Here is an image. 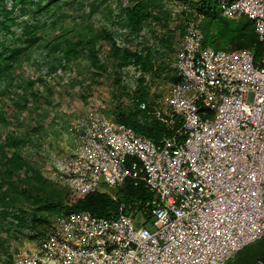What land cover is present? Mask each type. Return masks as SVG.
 <instances>
[{"label": "built area", "instance_id": "built-area-1", "mask_svg": "<svg viewBox=\"0 0 264 264\" xmlns=\"http://www.w3.org/2000/svg\"><path fill=\"white\" fill-rule=\"evenodd\" d=\"M173 2L186 12L177 81L162 106H139L173 135L156 144L97 114L72 123L73 149L45 177L108 193L118 210L58 215L11 264H227L264 238V56L204 47L203 15ZM212 2L228 19L251 20L264 44V0ZM128 180L152 195L136 203L148 216L118 199Z\"/></svg>", "mask_w": 264, "mask_h": 264}, {"label": "trees", "instance_id": "trees-1", "mask_svg": "<svg viewBox=\"0 0 264 264\" xmlns=\"http://www.w3.org/2000/svg\"><path fill=\"white\" fill-rule=\"evenodd\" d=\"M75 1L78 0H56L55 5H44L43 0H0V256L6 258V264L14 262V257L3 237L4 225L18 224L31 238H37L44 234L52 218L62 213L88 211L95 217L107 218L119 207L108 193L79 194L46 178L28 158L29 150L40 145L35 140L39 129H33V135L24 137L17 131L8 130L13 120L21 124L22 114L31 100L42 99L34 87L39 82L46 84L44 78H29L17 83L15 76L25 62H31L35 49L42 50V55L33 61L34 66L38 70L46 69V76L50 77L70 69L73 63L83 58L88 60L91 74L79 82L81 88L85 83L87 87L100 84L111 67L115 91L112 96L114 107L109 112L113 120L131 127L156 144L174 133L147 111L140 110L142 103L147 104L148 110L155 106V100L149 99L143 87L145 79H140L133 91L125 90L121 74L123 69L136 67L144 75L160 76L163 69L155 66L159 50H137L131 38L139 37L151 25H159L163 33L160 44L169 53L175 47L176 31L183 36L186 12H180L178 24L173 28L165 11V0H116L115 5L102 13L97 26L91 20L76 23L72 11L80 9L74 7ZM197 3L205 14L200 26L204 47L222 49L223 45L224 50H252L256 59L264 56V44L259 41L251 20L244 16L238 21L223 18L212 0H198ZM79 5L82 7L83 3ZM89 6L88 15L83 19H91L97 12L94 4ZM28 16H32V22L19 23L20 18ZM69 18L73 21L68 26L66 20ZM112 27L126 32L121 46L117 45V33L111 30ZM214 36L220 39L219 42L212 40ZM165 79L177 81L171 74L165 75ZM15 84L21 94L17 93L13 104L8 105L4 99L13 92ZM48 91L52 94L51 89ZM151 198L144 184L136 186L131 180L118 192V199L137 216L148 215L136 203H145ZM263 243L264 238L240 251L245 253L243 261L253 262L257 256L264 255V249L260 248ZM257 245L259 247L251 250ZM234 260L235 257L227 264Z\"/></svg>", "mask_w": 264, "mask_h": 264}, {"label": "rangeland", "instance_id": "rangeland-1", "mask_svg": "<svg viewBox=\"0 0 264 264\" xmlns=\"http://www.w3.org/2000/svg\"><path fill=\"white\" fill-rule=\"evenodd\" d=\"M187 1L194 2L187 4L191 8H196L204 17L205 14L201 11V7L197 3L198 0ZM75 2L76 4L74 7L80 9L78 12L72 11V14L75 15L76 23L91 20L98 26V21L101 20L102 13H104L108 7L115 5L116 0H78ZM43 3L44 5L47 3H53L55 5L56 0H43ZM80 3H83L82 7L79 5ZM164 3L166 7L165 11L170 16L172 27L176 28L179 19L178 16L181 11L171 0H165ZM92 4L95 5L97 12L91 19H83L82 17L88 15L89 5ZM216 10L223 18H226L222 15L220 9L216 8ZM240 18L232 21H238ZM26 21L32 22V16L19 19V23ZM48 21L50 22L51 19H48ZM72 21L73 19L69 18L66 20V24L69 26ZM111 30L116 31L117 45L121 46L126 32L116 27H112ZM162 37L163 33L159 25H151V27H147L139 37L134 36L131 38L132 44L137 50L142 49L143 52L147 51L149 48L153 49V51L159 50V54L155 56V66L163 69L160 76L155 78L150 74L144 75L136 67L123 69L121 74V83L125 90L130 89L133 91L137 87L138 81L144 78L143 87L147 91L149 99L152 101L155 100V105L160 106H162L165 98L169 95L172 84L174 83L168 82L165 79V75L171 74L172 77L177 78L176 74L173 72L172 66L176 62V56L182 42V34L176 31L174 34L175 47L172 51H169V53L160 44V39ZM212 40L217 43L220 39L214 36ZM109 46L110 44L107 45V48ZM221 46L222 49L216 50H224L223 45ZM41 55L42 50L35 49L31 54V62H25L23 66L18 69L15 76L17 83L29 78H44L46 84L39 82L34 87V91L38 93L42 99L38 101L31 100L27 110L22 114L21 124L13 120L8 130L17 131L18 134L24 137L25 135H33V129H39L36 133L35 140L39 141L40 145L38 144L29 150L28 158L39 167L44 175L49 176L52 173V169L66 159L73 149L74 141L70 133L72 123L80 118L94 114L103 116L108 120H113L109 110L114 107L112 96L115 87L112 81V68L110 67L109 71L103 75L100 84L93 83L91 87H87V83H85L81 88L79 82L83 79H88L91 74L88 60L85 58L73 63L70 69L66 71H60L58 74L52 75L51 77L46 76V69L42 68L43 70H38L33 64V61L40 59ZM108 63H110V61ZM48 89L52 90V94H50ZM17 93L20 92L15 84L13 92L5 97V103L12 105V100L16 98ZM0 130H2V127H0ZM137 218H140V215H138ZM53 219L54 217L52 221H54ZM135 224H139V222L135 220ZM3 227L5 229L3 237L6 238L14 258L23 252L34 249L40 242L41 237L31 238L30 234L18 224H6ZM244 255L245 253L235 255V260L232 264H255L251 261H243ZM5 259V257L0 256V264H6L4 262Z\"/></svg>", "mask_w": 264, "mask_h": 264}, {"label": "flooded vegetation", "instance_id": "flooded-vegetation-1", "mask_svg": "<svg viewBox=\"0 0 264 264\" xmlns=\"http://www.w3.org/2000/svg\"><path fill=\"white\" fill-rule=\"evenodd\" d=\"M257 247H259V245L255 246L253 249L251 250H254L256 249ZM261 250L264 249V243L262 244V246H260ZM250 252V251H249ZM253 262L255 264H264V255H261V256H257L256 257V260H253Z\"/></svg>", "mask_w": 264, "mask_h": 264}, {"label": "water", "instance_id": "water-1", "mask_svg": "<svg viewBox=\"0 0 264 264\" xmlns=\"http://www.w3.org/2000/svg\"><path fill=\"white\" fill-rule=\"evenodd\" d=\"M239 253H240V252H238L237 254H239ZM237 254H236V255H237Z\"/></svg>", "mask_w": 264, "mask_h": 264}]
</instances>
